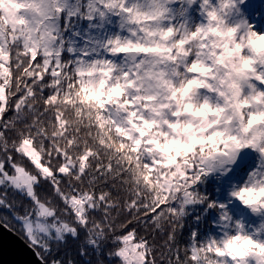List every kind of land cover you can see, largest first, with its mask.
Masks as SVG:
<instances>
[{"label":"snow or ice","instance_id":"1","mask_svg":"<svg viewBox=\"0 0 264 264\" xmlns=\"http://www.w3.org/2000/svg\"><path fill=\"white\" fill-rule=\"evenodd\" d=\"M11 2L0 227L38 264H264V0Z\"/></svg>","mask_w":264,"mask_h":264},{"label":"water","instance_id":"2","mask_svg":"<svg viewBox=\"0 0 264 264\" xmlns=\"http://www.w3.org/2000/svg\"><path fill=\"white\" fill-rule=\"evenodd\" d=\"M0 264H38L22 237L0 227Z\"/></svg>","mask_w":264,"mask_h":264},{"label":"rangeland","instance_id":"3","mask_svg":"<svg viewBox=\"0 0 264 264\" xmlns=\"http://www.w3.org/2000/svg\"><path fill=\"white\" fill-rule=\"evenodd\" d=\"M17 11H18V9L15 6V4L12 3L11 0H7V3L3 7L4 19L14 18Z\"/></svg>","mask_w":264,"mask_h":264},{"label":"trees","instance_id":"4","mask_svg":"<svg viewBox=\"0 0 264 264\" xmlns=\"http://www.w3.org/2000/svg\"><path fill=\"white\" fill-rule=\"evenodd\" d=\"M7 3V0H4L3 3H0V13H2V16H0V19H4V16H3V7L5 6V4ZM246 221L251 225L252 221L250 218H246Z\"/></svg>","mask_w":264,"mask_h":264}]
</instances>
